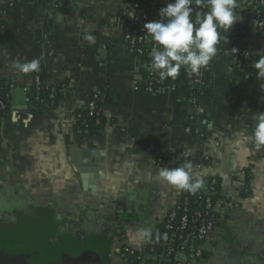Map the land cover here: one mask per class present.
<instances>
[{
	"label": "crops",
	"instance_id": "0c3cea01",
	"mask_svg": "<svg viewBox=\"0 0 264 264\" xmlns=\"http://www.w3.org/2000/svg\"><path fill=\"white\" fill-rule=\"evenodd\" d=\"M237 4L228 48L252 47L248 66L218 48L198 73L181 68L178 87L150 93L146 57L124 39L136 17L130 0H69L64 11L0 0V82L10 87L0 112V264H126L118 244L145 247L139 229L153 234L165 221L179 191L159 170L186 152L196 172L221 181L215 228L205 257L152 255V264H264V148L249 139L264 111V81L252 67L263 55L259 5ZM32 60L38 71L18 70ZM37 78L62 89L57 107L32 98ZM94 92L106 124L83 134L77 112ZM195 94L208 122L204 140L186 130ZM96 152L93 185L82 170Z\"/></svg>",
	"mask_w": 264,
	"mask_h": 264
},
{
	"label": "clouds",
	"instance_id": "9594fccd",
	"mask_svg": "<svg viewBox=\"0 0 264 264\" xmlns=\"http://www.w3.org/2000/svg\"><path fill=\"white\" fill-rule=\"evenodd\" d=\"M193 2L200 5L202 0H167L159 11V19L143 25L156 45L150 52V68L161 81L175 79L181 68L190 74L198 73L217 55L221 31L225 34L239 19L235 11L237 0H203L206 10L196 12L194 17ZM128 15L134 17L135 13L132 11ZM87 38L93 39L91 36ZM224 38L227 39V36ZM233 50L237 52V49ZM17 67L23 73L38 71L39 62L32 60ZM252 67L258 69L257 78L264 81V55H259ZM253 120L255 124L249 139L257 149L264 148V111L257 112ZM159 176L176 189L193 194L205 183L191 161L176 167L161 168ZM139 232L145 240L152 238L151 228H140Z\"/></svg>",
	"mask_w": 264,
	"mask_h": 264
},
{
	"label": "built area",
	"instance_id": "2783aa9c",
	"mask_svg": "<svg viewBox=\"0 0 264 264\" xmlns=\"http://www.w3.org/2000/svg\"><path fill=\"white\" fill-rule=\"evenodd\" d=\"M26 0H7L9 6H14L19 2ZM132 6L135 9L136 17L134 21L128 25L124 32V39L129 52L134 54L144 55L147 60L148 78L146 83V89L150 93H156L166 91L170 88H175V85L167 84L166 79L161 81L154 70L150 68L151 63V50L156 47L155 42L150 39L146 33V29L143 27L145 22L151 21L148 19L147 13L143 11L137 1L130 0ZM152 6L157 7L159 12L164 7L163 2L157 0H151ZM264 4V0H258V5ZM54 7H57L56 5ZM139 20H144L142 25L139 24ZM256 31L259 39L261 40L262 51L264 55V18L256 14ZM234 37L240 40V37ZM233 35V33H232ZM218 48V47H217ZM233 58L237 62L240 68L245 65L248 66L253 55V48L249 46H242L237 52L231 49ZM230 55V51H227ZM232 56V55H231ZM181 77V71L179 75L172 79V81L178 80ZM199 82V80H197ZM37 85L41 84L40 78L36 80ZM101 99L99 92H94L88 101L87 109L90 115H94L96 112L97 102ZM7 96L0 89V112L6 109ZM193 106L196 110L190 115V122L186 126L187 132L193 133L201 139L206 138L205 126L207 125V119L202 114L201 109L198 107V94H195L193 98ZM101 110V108H100ZM89 129V128H88ZM190 153H184L183 160H190ZM204 178V186L196 193H191L185 190H179L178 201L171 206L168 210V214L165 219V228L169 232L162 236V244L167 246L169 253L174 250L173 243L175 241L180 243L179 250L181 253L190 257L199 258L204 253V244L211 236L215 224V195L219 191L221 181L216 176H207L202 172ZM194 200L198 206L191 209L190 203ZM158 242L152 239L150 242V251L154 252ZM143 248L134 247L127 244H118L117 254L122 258L126 264H146L148 256L141 252ZM136 258L138 263H134ZM165 262L169 261L168 254L164 257Z\"/></svg>",
	"mask_w": 264,
	"mask_h": 264
},
{
	"label": "trees",
	"instance_id": "16d2710c",
	"mask_svg": "<svg viewBox=\"0 0 264 264\" xmlns=\"http://www.w3.org/2000/svg\"><path fill=\"white\" fill-rule=\"evenodd\" d=\"M26 1H40V2H47L49 5H53V6H57V8L60 11H64L68 5L69 0H26ZM133 1H137L140 5V7L143 9V11L145 13H147L148 15V19L149 20H153V19H159V12L157 11V7H153L151 0H133ZM163 5L165 6V2H163ZM206 10L203 6V0L202 3L200 5H194L193 6V17L195 16L196 12L198 11H204ZM238 8H236L235 11H237ZM257 15H260L261 18H264V4L259 5L257 12ZM144 23V20H139V24L142 25ZM233 37H237L238 33H239V29L238 28H233ZM221 35H222V39L220 41V43L217 45L218 48L223 49V50H227L230 51L231 53V49L228 48V34L227 32L224 34L221 31ZM225 35L227 36V39H225ZM232 57H233V53H231ZM246 67V65L244 66ZM181 81V77L179 76L178 80L176 81H172L171 78H167L166 82L167 84H172L175 85V87L179 86V83ZM0 89L3 91V93L7 96V106L6 109L2 111V113H5L9 107V92H10V87L7 86L6 84H4L3 82H0ZM62 89L58 86H51V85H47L42 79H41V84L37 85V83L35 82V84L32 85L31 87V92H32V98L33 99H37V100H45L49 103H51V105L53 107H57L62 99ZM91 98V95L88 96V101ZM101 108V102H97V107H96V112L94 115H90L89 110L86 108L84 110H79L77 112V127L83 132V134H85V131L90 128V129H98V128H102L105 126L106 124V120L107 118H105L103 116V112L102 110H100ZM191 161L192 160H188ZM186 160H180V162H178L176 165H174L173 167L176 166H180L182 164H184L185 162H188ZM162 163L166 164V160L162 159ZM193 163V162H192ZM220 190V187H219ZM219 193V191H218ZM218 193L215 195V198L217 197ZM199 204V203H198ZM198 204L192 200L190 203V207L191 209L196 208V206H198ZM200 205V204H199ZM169 231L166 230L165 228V221L160 223L159 226L156 228V230L154 231V233L152 234V238L150 240L147 241L145 247H142L143 250L141 252H143L144 254H146L148 256L147 262L146 264H152V260H151V256L154 255L155 257L160 258V256L163 254L164 257L167 256L169 257V261L173 262L177 256V254L181 253L179 250V246L180 243L175 241V243H173V247L174 250L169 253L167 252V246H164L162 244V236L166 233H168ZM157 235L159 238H157ZM152 239H155L158 244L155 248V251L149 252L150 250V242ZM205 257V253H203V255L201 256V258ZM134 263H138L136 258H134Z\"/></svg>",
	"mask_w": 264,
	"mask_h": 264
},
{
	"label": "water",
	"instance_id": "95a60500",
	"mask_svg": "<svg viewBox=\"0 0 264 264\" xmlns=\"http://www.w3.org/2000/svg\"><path fill=\"white\" fill-rule=\"evenodd\" d=\"M89 153H90V151H89ZM90 157L92 159L88 164L89 165L88 169L86 171L82 170V172L89 174L88 177L92 179V184L94 185L97 182L98 177H99V159H100L99 153L98 152H96L95 154L91 153ZM80 171H81V169H80Z\"/></svg>",
	"mask_w": 264,
	"mask_h": 264
}]
</instances>
